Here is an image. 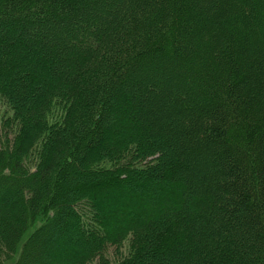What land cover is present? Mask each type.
Wrapping results in <instances>:
<instances>
[{"label":"trees","instance_id":"trees-1","mask_svg":"<svg viewBox=\"0 0 264 264\" xmlns=\"http://www.w3.org/2000/svg\"><path fill=\"white\" fill-rule=\"evenodd\" d=\"M96 262L264 264V0H0V264Z\"/></svg>","mask_w":264,"mask_h":264},{"label":"rangeland","instance_id":"rangeland-1","mask_svg":"<svg viewBox=\"0 0 264 264\" xmlns=\"http://www.w3.org/2000/svg\"><path fill=\"white\" fill-rule=\"evenodd\" d=\"M108 199H109V203H110V201L112 200V197H109ZM101 206H102L101 207L102 211L106 215L105 217H109V219H111V217L108 215V213L110 214V211H112V209H110V204H108L107 206H106V204L101 205ZM72 231L73 230L68 229V231L66 232V234L64 236L66 238L67 242H69V243L71 242V239H72V235H73V232ZM127 242L129 243V240L126 238L122 242V244L124 243V245L120 248V250L124 251V247H127ZM118 254H119V250H117L115 248L114 249H112V248L109 249L108 256H109V259L110 260L116 259L118 257ZM97 262H96V264H99Z\"/></svg>","mask_w":264,"mask_h":264}]
</instances>
